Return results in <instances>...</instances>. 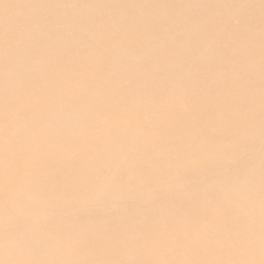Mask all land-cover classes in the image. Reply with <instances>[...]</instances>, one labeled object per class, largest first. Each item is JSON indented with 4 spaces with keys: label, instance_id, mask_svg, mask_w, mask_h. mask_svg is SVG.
Instances as JSON below:
<instances>
[{
    "label": "bare ground",
    "instance_id": "obj_1",
    "mask_svg": "<svg viewBox=\"0 0 264 264\" xmlns=\"http://www.w3.org/2000/svg\"><path fill=\"white\" fill-rule=\"evenodd\" d=\"M0 264H264V0H0Z\"/></svg>",
    "mask_w": 264,
    "mask_h": 264
}]
</instances>
